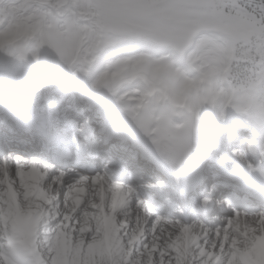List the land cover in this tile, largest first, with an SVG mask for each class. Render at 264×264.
Here are the masks:
<instances>
[{"label": "clouds", "instance_id": "1", "mask_svg": "<svg viewBox=\"0 0 264 264\" xmlns=\"http://www.w3.org/2000/svg\"><path fill=\"white\" fill-rule=\"evenodd\" d=\"M21 7L0 26V264H65L61 241L93 264L106 239L95 264H162L185 225L229 254L264 236V0Z\"/></svg>", "mask_w": 264, "mask_h": 264}, {"label": "rangeland", "instance_id": "2", "mask_svg": "<svg viewBox=\"0 0 264 264\" xmlns=\"http://www.w3.org/2000/svg\"><path fill=\"white\" fill-rule=\"evenodd\" d=\"M3 1H5V0H3ZM11 2H12V4L14 6H18L17 4L19 3V0H11ZM5 20H6L5 16L0 17V26H2L1 23L3 21H5ZM25 23H26V18L23 17L21 20L12 23L13 29L14 30L22 29L24 27ZM256 237L257 236H255L253 238L254 241H253V239L251 240L250 246H246L245 247V248H247V247L251 248V251H249V252L246 251L243 255H241V254L238 255V257L242 256V258L240 257L241 260L244 259L243 264H264V242L262 244H259L257 242V246H254V247L252 246V244L255 243V238ZM258 237H260V236H258ZM202 239L203 240H201V244L203 245V243H205L203 235H202ZM180 241L181 242L172 241L171 242V246H170V250H171V252L173 254L174 253L181 254V256H182V258H183V260H184V262L186 264L187 257H188V251H189V249H191V246H193L195 244L194 243H189L190 242L189 236H188V234H186L185 231L181 233ZM182 241H184L186 243H189V245L185 244V246H184ZM202 245L199 246V247H202ZM103 249H105V251ZM112 250H113L112 249V244L106 239L103 242H96L95 244L90 245L85 250L84 255H85L86 260H91V261H93V264H95V260L96 259L105 258V257L110 258ZM204 250H205V246H203V250L201 251V252H203V257H205L207 259H211L210 257H212V254H213V258L212 259H215V262H219L220 261V258L218 256H215V251L214 250L211 251V249H210V250H208L206 252H204ZM153 251L156 254L158 249H154ZM207 252H209V255H207ZM236 252H237V248H234L233 251H232V254H233L232 257L233 258L236 257L235 256V255H237ZM71 253H72V249H71L70 244L69 245H65L64 242L61 241V243L59 245V254L62 256L63 260L65 261V264H67L68 257H69V255ZM154 256L152 257V259H154ZM230 257H231V255H230ZM79 258H80V252H79V250H77L76 253H75V259L78 261ZM196 259L197 258L193 259V262ZM199 259H200V257H199Z\"/></svg>", "mask_w": 264, "mask_h": 264}, {"label": "bare ground", "instance_id": "3", "mask_svg": "<svg viewBox=\"0 0 264 264\" xmlns=\"http://www.w3.org/2000/svg\"><path fill=\"white\" fill-rule=\"evenodd\" d=\"M31 2H32V0H19V3L17 4L18 6H14L12 4L11 0H5V1L0 0V17L5 16L6 20L11 19L12 23L13 22H17V21L21 20L23 17H25L24 14H23L24 13V8L21 7V6L26 7ZM4 4L11 5V7H9L7 9V11H5L4 8L2 7V5H4ZM6 20L3 21L1 23V25H3L6 22ZM193 228H194V225L193 226L185 225L182 228L180 234L172 239V241L181 242L180 241L181 233L185 231L186 234H188V236H189V240H190L189 243H194L195 244V245L191 246V249H189V251H188V257H187L186 264H196V261H199V264H215V263L216 264H243L244 259H242V260L240 259V257L242 258V256L238 257V255L237 256L235 255L236 256L235 258L232 257L233 249L237 248V251H240L242 253H245L246 251H248V252L251 251V248H249V247L240 248L238 243H236V242H234L233 245L231 246L232 247V251H231L230 254L224 252L222 246L219 247V246H216V245H209L207 243H203V245H202L201 244V240H203L202 239L203 233H201L199 230L193 231ZM198 240H199V244H197ZM253 241H254V239H253ZM182 243H183L184 246H185V244L189 245V243H186L184 241H182ZM201 245H202V247H199ZM170 246H171V243L168 245L167 249H159V248H157L158 251L155 254L153 260L160 258L161 254H163V256L167 257V259L162 260V264H168V260H171L172 264H185L181 254H176V253L173 254L171 252V250H170ZM203 246H205L204 252H206V251H208L210 249H211V251L214 250L215 251V256H218L220 258V261L219 262H215V259H212L213 258V254H212V257L209 256L211 259H207V258L203 257V252H201L203 250ZM194 247H196L198 249V253L199 254L196 255L195 258H197V259L194 260V262H193V248ZM169 251L171 252V255H169ZM209 252H207V255H209ZM230 255H231V257H230ZM226 256H227V260L225 261V257ZM199 257H200V259H199Z\"/></svg>", "mask_w": 264, "mask_h": 264}]
</instances>
